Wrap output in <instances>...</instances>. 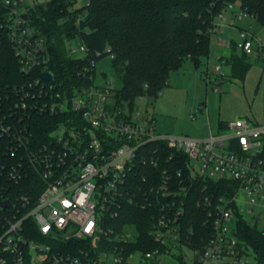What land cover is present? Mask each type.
Wrapping results in <instances>:
<instances>
[{
  "label": "built area",
  "instance_id": "2783aa9c",
  "mask_svg": "<svg viewBox=\"0 0 264 264\" xmlns=\"http://www.w3.org/2000/svg\"><path fill=\"white\" fill-rule=\"evenodd\" d=\"M68 1L71 13L89 4ZM31 6L0 0V32L7 31L31 78L13 88L12 102L0 104V264H260L238 235V222L264 221V123L240 119L217 134L210 126L204 139L158 133L155 118L119 106L109 82L96 83L102 54L78 38L66 42L68 55L82 64L77 81L63 87L55 76L46 80L48 40L24 18ZM231 6L215 17L212 38L228 52L264 55L246 29L241 41L218 35ZM238 17L252 18L241 9ZM81 18L75 16L76 26ZM222 65L215 67L219 78ZM86 75L89 84L81 81ZM32 111L71 116L51 124L42 140L40 125L25 119ZM199 182L203 190L208 182L230 190L197 199L206 215L197 228L195 214L187 218V200ZM124 206L150 212L147 240L133 223L115 228Z\"/></svg>",
  "mask_w": 264,
  "mask_h": 264
},
{
  "label": "trees",
  "instance_id": "16d2710c",
  "mask_svg": "<svg viewBox=\"0 0 264 264\" xmlns=\"http://www.w3.org/2000/svg\"><path fill=\"white\" fill-rule=\"evenodd\" d=\"M235 1H239L241 10L264 27V0H88V5L73 13L69 12L72 5L68 0H49L44 4H32L28 16L30 24L48 40L50 70L55 81L63 87H71L83 73L81 62L71 58L66 48L67 40L78 38L91 52H101V58L113 55L112 66L122 82L121 89L116 90V103L134 110L142 97L156 98L169 84L172 72L180 69L186 59L199 65L203 58H210L215 17ZM76 15H82L79 26H76ZM237 51L233 47L230 56L220 61L230 67L232 77L243 81L250 63L246 54ZM81 78L83 84L90 83L87 75ZM30 79L22 73L9 35L2 30L0 104L12 102L13 88ZM70 116L32 111L25 119H29V124L40 125L36 135L43 140L48 137L51 124H58ZM224 127L225 123H220V128ZM2 149L0 139V161ZM176 156L185 172L187 157L181 153ZM202 184L197 183L196 190L187 200V218L195 214L197 228L206 219L205 213L196 206L197 199L230 190L225 183L208 182L205 190ZM29 185L27 181L19 189L24 190ZM19 189L14 187L11 191L16 193ZM149 217L147 209L124 206L115 228L133 223L140 240L144 241L148 239ZM238 235L251 248L258 262L264 264V230L255 223L239 220Z\"/></svg>",
  "mask_w": 264,
  "mask_h": 264
},
{
  "label": "rangeland",
  "instance_id": "374dc122",
  "mask_svg": "<svg viewBox=\"0 0 264 264\" xmlns=\"http://www.w3.org/2000/svg\"><path fill=\"white\" fill-rule=\"evenodd\" d=\"M47 1L24 0V4H44ZM84 4L85 0H77L75 7ZM229 5L232 6L223 12L227 24L220 27L218 35L228 40L241 41V30L246 29L250 37L253 36L254 49L258 50L260 43L264 45V27L252 18L239 19V1ZM232 21L235 27L229 25ZM211 46L214 57L203 58L199 65L186 59L180 69L172 72L169 84L156 98L137 103L136 109L155 118L158 133L204 139L210 133V125L213 133L217 134L224 129L218 126L219 123L240 119L250 123H264V55L256 52L247 57L250 68L245 80L232 77L230 67L224 64L223 76L219 78L215 67L221 64L218 57L226 50L218 43L216 36ZM237 53L241 54L240 51ZM103 73L107 74V78L103 77ZM105 82H109L114 90L122 87L110 56L99 60L97 66L96 83ZM194 163L198 170V164ZM251 222H254L253 219ZM257 226L263 230L264 221Z\"/></svg>",
  "mask_w": 264,
  "mask_h": 264
},
{
  "label": "water",
  "instance_id": "95a60500",
  "mask_svg": "<svg viewBox=\"0 0 264 264\" xmlns=\"http://www.w3.org/2000/svg\"><path fill=\"white\" fill-rule=\"evenodd\" d=\"M28 17V15H24V18H27ZM104 77H107V74L106 73H104ZM44 78L46 79V80H53V78H54V74L52 73V72H49V73H47L45 76H44ZM9 205V202L8 201H5V202H3L2 203V206L3 207H6V206H8Z\"/></svg>",
  "mask_w": 264,
  "mask_h": 264
},
{
  "label": "crops",
  "instance_id": "0c3cea01",
  "mask_svg": "<svg viewBox=\"0 0 264 264\" xmlns=\"http://www.w3.org/2000/svg\"><path fill=\"white\" fill-rule=\"evenodd\" d=\"M224 48V47H223ZM226 50V49H225ZM230 52H228V50H226V52L225 53H223V55H221L220 57H229L230 55ZM210 57H214V55H211ZM220 57H218L219 58V62L221 63L222 61H220ZM225 123H229V122H225ZM211 126V125H210ZM218 126L220 127V123L218 124ZM211 128H212V126H211Z\"/></svg>",
  "mask_w": 264,
  "mask_h": 264
}]
</instances>
